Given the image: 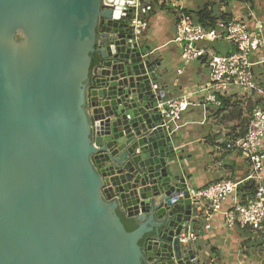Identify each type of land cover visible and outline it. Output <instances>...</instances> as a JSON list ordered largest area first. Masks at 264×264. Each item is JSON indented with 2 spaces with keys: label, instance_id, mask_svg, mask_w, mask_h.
<instances>
[{
  "label": "water",
  "instance_id": "obj_1",
  "mask_svg": "<svg viewBox=\"0 0 264 264\" xmlns=\"http://www.w3.org/2000/svg\"><path fill=\"white\" fill-rule=\"evenodd\" d=\"M102 1L0 0V264H207L162 59Z\"/></svg>",
  "mask_w": 264,
  "mask_h": 264
},
{
  "label": "built area",
  "instance_id": "obj_2",
  "mask_svg": "<svg viewBox=\"0 0 264 264\" xmlns=\"http://www.w3.org/2000/svg\"><path fill=\"white\" fill-rule=\"evenodd\" d=\"M164 1V0H163ZM246 17H225L212 27L197 22L185 11L182 1L175 6L173 41L180 49L183 64L202 58L208 69V80L192 93L161 100L158 103L166 128L180 121L189 106L200 103L197 97L207 90L202 103L221 109V98L232 94L244 98L246 133L228 144L250 164L249 172L242 180L218 179L202 188H193L188 182L178 193L179 198L187 194L195 211L204 217L203 230L211 228L214 215L221 212L223 204L231 199V206L223 211V226L226 228H248L253 231L264 229V88L255 80L253 66L264 65V17L258 16L249 0H239ZM111 8L112 17L124 20L134 40L140 39L149 28L150 15L158 0H105ZM248 21L253 22L249 27ZM224 41L232 47L227 54L213 51L208 43ZM132 43V39L128 40ZM255 52L260 57L252 59ZM180 71V70H179ZM249 181V195H238L241 184ZM201 228V229H202ZM178 240L192 246L199 238V228L187 221L183 224Z\"/></svg>",
  "mask_w": 264,
  "mask_h": 264
},
{
  "label": "crops",
  "instance_id": "obj_3",
  "mask_svg": "<svg viewBox=\"0 0 264 264\" xmlns=\"http://www.w3.org/2000/svg\"><path fill=\"white\" fill-rule=\"evenodd\" d=\"M179 1L189 10L197 11L202 5H207L213 15L246 17L239 0H158L150 15L149 28L139 40L149 44L162 59L160 90L164 92V100L192 93L208 80L206 62L198 59L183 64L180 49L173 41V11ZM207 1L215 3L213 8ZM249 3L258 16L264 17V0H249ZM248 25L252 27L253 22L248 21ZM223 43L224 50H232L230 45ZM258 57L260 52L251 56L252 59ZM253 74L264 88V65L253 66ZM206 93L207 90H203L197 97L202 100ZM225 98L228 105L219 112L199 100V104L189 106L182 119L170 126L172 137L180 150L181 162L190 176L188 183L193 187L202 188L218 179L242 180L249 172V161L236 150L228 148V144L243 137L246 130L247 123L242 114L244 98L235 94ZM231 105L239 106L240 113L231 114ZM248 186L249 181L241 184L238 192L240 197L246 198L249 195ZM231 203L232 200L228 199L223 204L221 212L216 213L211 220V228L208 230L202 228L206 224L204 217L197 212L192 216L197 219L194 225L199 228V238L192 247H201L202 260L207 264H253L249 259L251 256L242 255L240 249L242 243L249 239L254 242L256 234L264 232V229L253 231L248 228L224 227L223 211Z\"/></svg>",
  "mask_w": 264,
  "mask_h": 264
},
{
  "label": "trees",
  "instance_id": "obj_4",
  "mask_svg": "<svg viewBox=\"0 0 264 264\" xmlns=\"http://www.w3.org/2000/svg\"><path fill=\"white\" fill-rule=\"evenodd\" d=\"M185 11L187 13H190L193 15V17L195 18V20L201 24H203L204 26H207V27H212L216 24L217 21L219 20H222V19H225V17H228V16H215L213 15L212 11L210 9H208L207 5H204L202 6L200 9H198L197 11L196 10H189V9H185ZM174 12V15L176 14V11H173ZM224 41H213V42H210L207 44V46H209L213 51H215L216 53H219V54H227L230 52V50H224L225 47H224ZM226 43V42H225ZM227 44V43H226ZM229 45V44H228ZM99 61V55L95 52L93 55H92V61H91V65H90V68L92 69V67L94 65H96ZM222 99V102H223V109L225 107H227L228 105V102H227V99L226 98H221ZM221 109H218L217 112H219ZM247 125V124H246ZM245 133H246V130H245ZM244 133V134H245ZM249 191L250 188H248ZM117 214L119 215L125 229L127 231H132L134 230L138 223L135 221L134 218H131V217H128L126 216V214L122 211H117Z\"/></svg>",
  "mask_w": 264,
  "mask_h": 264
},
{
  "label": "rangeland",
  "instance_id": "obj_5",
  "mask_svg": "<svg viewBox=\"0 0 264 264\" xmlns=\"http://www.w3.org/2000/svg\"><path fill=\"white\" fill-rule=\"evenodd\" d=\"M218 3L220 4V2H218ZM207 4H211V6L215 5V3L211 2V1H207ZM212 8H213V6H212ZM214 9L217 10V8H214ZM215 16H221V15L217 14ZM231 106H232V109H231L232 113L231 114L236 115L238 112L240 113V110L238 109L239 106H237V105H231ZM244 109H245V107H244ZM244 109H242L243 112H244ZM243 119H245V117ZM194 215H196V214L194 213ZM256 239H258V240H256ZM253 240H255V241L252 242L249 239L248 241L242 243L243 245L241 246V249H240L241 252L240 253L244 256L245 255L249 256V257L251 256L249 259L251 260V262H253V264H264V232L257 233L256 237ZM202 254L203 253L201 252V258L203 257Z\"/></svg>",
  "mask_w": 264,
  "mask_h": 264
}]
</instances>
